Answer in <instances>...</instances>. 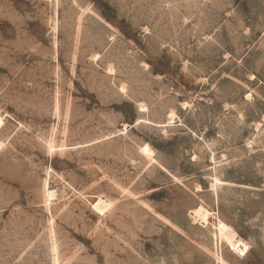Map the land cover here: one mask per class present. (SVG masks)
<instances>
[{
  "label": "rangeland",
  "instance_id": "rangeland-1",
  "mask_svg": "<svg viewBox=\"0 0 264 264\" xmlns=\"http://www.w3.org/2000/svg\"><path fill=\"white\" fill-rule=\"evenodd\" d=\"M0 116V264H264V0H0Z\"/></svg>",
  "mask_w": 264,
  "mask_h": 264
},
{
  "label": "bare ground",
  "instance_id": "bare-ground-1",
  "mask_svg": "<svg viewBox=\"0 0 264 264\" xmlns=\"http://www.w3.org/2000/svg\"><path fill=\"white\" fill-rule=\"evenodd\" d=\"M56 109H58V106H57V105H56ZM141 110H142V109H141ZM2 124H3V119H2V117L0 116V127H1ZM2 145H3V143L0 142V147H2ZM53 149H54V146L51 145V146L49 147V150H50V151H53ZM46 193H47V197H48V198H51V197L54 196V191H53V190H50V189H48V188H46Z\"/></svg>",
  "mask_w": 264,
  "mask_h": 264
}]
</instances>
